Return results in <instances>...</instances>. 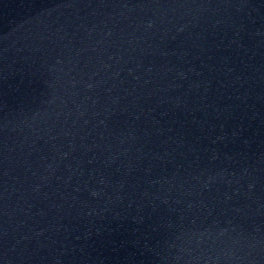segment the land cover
Listing matches in <instances>:
<instances>
[{"label": "water", "instance_id": "water-1", "mask_svg": "<svg viewBox=\"0 0 264 264\" xmlns=\"http://www.w3.org/2000/svg\"><path fill=\"white\" fill-rule=\"evenodd\" d=\"M0 264H264V0H0Z\"/></svg>", "mask_w": 264, "mask_h": 264}]
</instances>
